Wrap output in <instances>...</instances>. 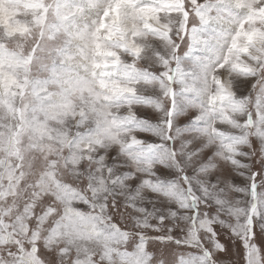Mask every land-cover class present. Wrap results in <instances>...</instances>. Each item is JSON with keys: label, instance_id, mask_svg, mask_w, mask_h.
Here are the masks:
<instances>
[{"label": "snow or ice", "instance_id": "obj_1", "mask_svg": "<svg viewBox=\"0 0 264 264\" xmlns=\"http://www.w3.org/2000/svg\"><path fill=\"white\" fill-rule=\"evenodd\" d=\"M3 2L23 4L32 19L23 33L30 41L23 52L9 47L19 31L0 37V100L11 97L13 109L23 107L26 97H31L27 108L31 113L45 109L53 94L100 93L99 104L127 101L135 115L134 105H147L155 99L140 96V85L158 89L167 100L162 121L168 132L166 143L137 136L129 146L117 144L108 151L103 139H93L92 130L78 131L69 148L77 151L74 145L82 139L90 140V146L79 153L82 158L78 161L66 152L65 167L75 168L77 175L87 171L85 184L91 192L102 182L107 184V177L113 185L135 181L134 172L120 164L118 155L128 153L134 163L148 166L156 162L155 175L136 181L133 187L147 183L152 185L151 194L186 201L195 231L187 245L200 251L191 257L179 255V264H219L217 252L225 253L228 248L218 238L217 224L239 237L244 264H264V228L260 227L264 198L257 191L258 182L264 181V0H0ZM188 113H195L189 126L177 127L178 118ZM14 115L22 126L19 114ZM136 121L142 130L155 135L151 120L137 117ZM184 132L198 139L177 154L174 134ZM165 149H169L167 162L158 157ZM33 151L37 154L28 163L16 157L14 173L0 180V203L9 202L0 208V264H59L63 257H70V264H79L83 256L77 255L74 245L83 239L82 233L99 239L123 231L114 215H105L115 211L119 202L107 198V192L98 199L84 197L74 183L57 174L54 156L41 147ZM86 152L91 155L85 156ZM249 157L261 167L252 168L244 159ZM112 165L122 170L114 174ZM229 167L246 176L250 196L243 220L235 224L206 210L212 203L217 210L231 211L225 207L223 188L218 187ZM161 169L179 174L182 195L175 192L176 178L166 180ZM189 169L194 175L207 176V182L195 187ZM58 204L63 207L58 209ZM51 217H58L55 227L42 242L40 226ZM201 218H208L209 225L196 230ZM166 231L172 233L171 228ZM202 231L212 237V248L204 246ZM62 237L60 248L45 247ZM137 240L139 243L129 245L131 250L121 251L124 264H140L146 242L143 234ZM164 241H175V237L169 239L157 230L151 238L158 251L163 249L164 256L171 257L172 249Z\"/></svg>", "mask_w": 264, "mask_h": 264}, {"label": "clouds", "instance_id": "obj_2", "mask_svg": "<svg viewBox=\"0 0 264 264\" xmlns=\"http://www.w3.org/2000/svg\"><path fill=\"white\" fill-rule=\"evenodd\" d=\"M0 9H3V14L0 15V37L6 34L12 36L13 33L19 31L20 35L9 41V47L15 48L18 52H23L30 43L28 37L23 33L26 30L25 26L32 25L31 15L25 6L18 2L0 3ZM8 9H20L21 11L16 17H11ZM9 19L12 20V23H6ZM19 75L23 76L24 73L21 72ZM137 92L140 96L150 95L155 99L147 105H134L135 115H133V108L129 107L127 101L116 104H99L100 93H94L91 96H82L76 92L71 93L70 96L64 93L53 94L50 97L51 103L45 109L40 112L34 110L31 113L27 111L32 102L31 97L25 98L23 107L15 109L11 106V97L5 96L3 100H0V166L3 167V171L0 172V180H6L14 173L15 167L18 166L16 157H20L25 163H28L37 154L33 149L41 147L46 149V154L57 159L59 165L56 169L57 174L74 183L76 189L82 191L84 197L98 199L107 192V198L119 202L115 211L105 215H114L123 231H113L99 239L86 231L82 233L83 239L74 245L77 255L83 256L79 264H124L120 253L125 249L131 250L129 245L138 242L137 236L139 234H143L146 242L145 247L140 252V264H179L177 249L169 245L172 249V255L165 257L163 251H158L156 245L151 243L154 231L158 230L161 235L171 239V233L166 230L180 227L186 231L185 242H189L195 235L191 224V212L190 209L186 208V201H181L175 196H169L164 201H160L159 196H151L150 188L152 185L147 183H140L133 187L136 181L145 180L155 175L152 168L156 166V162L148 166L134 163L129 159L128 153L118 155L120 164L134 172L135 181L129 179L127 183L122 182L113 185L112 178L107 177V184L102 182L98 188H94L91 192L85 184L89 173L80 171L77 175L75 168H66L64 165L66 152H71L72 158L78 161L82 158L79 153L90 146V140L82 139L77 140L74 145L77 151H72L69 148L75 133L78 131L92 130L93 139L96 142L103 139L108 151H112L117 144L123 147L129 146L133 142V138L137 136L146 139L152 137V140L166 143L168 132L162 121L167 115V100L155 88H145L140 85ZM85 111H87L86 116L83 115ZM14 112L19 114L23 122L22 126L17 124V117ZM109 113H111V118H109ZM77 117L83 118L78 119ZM137 117L151 120L152 125L155 126V135L151 131H144L138 127ZM174 139L177 154H182L194 146L198 138L194 134H174ZM187 141H191V144H188ZM168 151L169 149H165L158 154V157L167 162ZM84 155H91V152H86ZM112 167L114 174L122 170L116 165H112ZM169 167H174V165L170 164ZM155 179L159 180L160 177L156 176ZM193 180L198 184L206 183L207 176L195 174ZM174 187L177 195L183 194V183L179 176L176 177ZM259 195L264 198V189ZM223 196L226 201L225 207L230 208L231 211L217 210L213 216L217 214L220 216L219 213H223L224 220L229 224L242 221L250 201L247 188L234 189L231 180H229L223 188ZM158 203L160 206H157ZM8 204V201H4L0 203V208L7 207ZM62 207V204L57 205L58 209ZM161 216L165 218L164 222L161 221ZM57 218L51 217L46 225L40 226L42 242L48 240V231L55 227ZM209 222L208 218H201L196 230L207 227ZM124 232L127 233L126 236ZM201 235L205 240L212 239L207 232L202 231ZM63 244L64 238L62 237L55 244H45V247L58 249ZM59 264H70V257L61 258Z\"/></svg>", "mask_w": 264, "mask_h": 264}, {"label": "rangeland", "instance_id": "obj_3", "mask_svg": "<svg viewBox=\"0 0 264 264\" xmlns=\"http://www.w3.org/2000/svg\"><path fill=\"white\" fill-rule=\"evenodd\" d=\"M10 14L11 17H16L17 14L21 11L20 9H8L7 10ZM3 14V9H0V15ZM6 23H12V20L9 19L6 21ZM195 113H188L187 115H181L177 122L176 126L180 128H184L188 125V121L191 119V116L194 115ZM183 134H190L188 132H184ZM149 139H152V137H149ZM245 151L248 149L245 148ZM247 163L250 164L252 168H260L261 165L259 163H255L254 160L249 157V158H244ZM111 163V161H110ZM238 169L236 168H231L229 167L224 175V178L221 179L218 182V187L219 188H225L226 183L231 180L232 186H238V187H246L248 188V181L245 177H242L238 175ZM161 176H163L166 180H172L179 176V174L173 169L169 173L168 169H161L160 170ZM189 175H194V172H192L191 169H189ZM193 184L195 187H199V185L196 183V181H193ZM264 189V181L258 182V193L261 192V190ZM153 197H157V195L151 194ZM160 201H164L166 198L159 196ZM157 206H160L158 203ZM165 207L167 205L165 204ZM175 207V205H173ZM210 212H217V206L215 204L210 203L208 206V209ZM221 218L224 219L223 213H219ZM218 233H219V239L221 240L222 243H225L227 245L228 251L225 253H220L217 252V259L219 264H244L243 260V247L241 245L239 237H236L235 235L232 234L231 230L228 227H222L221 225L217 224L215 225ZM260 227L264 228V222L260 223ZM175 237V241H164L165 243L171 245L174 249L178 250V255H185L187 257H191L193 253L199 252L200 249H198L195 246L189 247L187 245V242H185V236H186V231L182 230L180 227H176L172 229V233ZM155 236V231L152 237ZM203 238V244L205 247L212 248L213 247V240H205ZM178 241V242H177ZM258 243L260 242L259 240L257 241ZM139 243V241L137 242ZM264 247V245H262ZM163 251V249H161Z\"/></svg>", "mask_w": 264, "mask_h": 264}]
</instances>
